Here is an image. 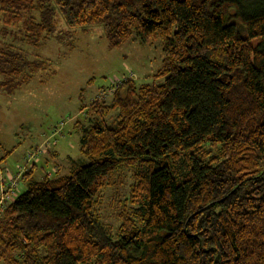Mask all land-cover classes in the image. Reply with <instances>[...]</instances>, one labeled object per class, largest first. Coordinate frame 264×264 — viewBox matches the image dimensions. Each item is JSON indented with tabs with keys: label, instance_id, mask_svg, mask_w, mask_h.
Returning <instances> with one entry per match:
<instances>
[{
	"label": "trees",
	"instance_id": "obj_1",
	"mask_svg": "<svg viewBox=\"0 0 264 264\" xmlns=\"http://www.w3.org/2000/svg\"><path fill=\"white\" fill-rule=\"evenodd\" d=\"M57 13L109 47L161 40L164 79L93 99L69 173L26 167L0 210V264H264V0H0V90L49 65L29 47ZM127 174L114 230L97 205Z\"/></svg>",
	"mask_w": 264,
	"mask_h": 264
},
{
	"label": "rangeland",
	"instance_id": "obj_2",
	"mask_svg": "<svg viewBox=\"0 0 264 264\" xmlns=\"http://www.w3.org/2000/svg\"><path fill=\"white\" fill-rule=\"evenodd\" d=\"M56 17L55 35L39 48L29 47L31 54L47 59L49 65L15 91L0 90V144L10 151L0 162V190L10 173L22 191L24 184L15 176L31 165L34 156L36 178L45 173L54 176L56 171L69 173L70 159L82 158L80 127L88 125L92 117L87 106L93 99L110 98L112 86L127 79L136 84L164 79L154 77L165 56L161 40L132 38L109 47L101 27L63 28L58 13ZM2 25L0 19V28ZM3 43L0 39V45ZM32 152L36 153L28 162ZM130 180L127 174L122 182L105 189L97 205L103 221L114 230L120 223Z\"/></svg>",
	"mask_w": 264,
	"mask_h": 264
},
{
	"label": "built area",
	"instance_id": "obj_3",
	"mask_svg": "<svg viewBox=\"0 0 264 264\" xmlns=\"http://www.w3.org/2000/svg\"><path fill=\"white\" fill-rule=\"evenodd\" d=\"M123 80V79H122ZM121 81V79H120ZM34 153L32 152L29 155L28 162L31 161V156H34ZM34 159L32 160V163L35 162L37 157H33ZM31 163V164H32ZM26 169L22 168L20 171L18 170L17 175L15 176L17 179L20 177V174ZM8 181V183H6ZM7 180L3 179L2 180V185H1V190H0V210H2L7 203H9L11 200H13L19 193V188H18V183L14 180V177L12 174L7 175Z\"/></svg>",
	"mask_w": 264,
	"mask_h": 264
},
{
	"label": "crops",
	"instance_id": "obj_4",
	"mask_svg": "<svg viewBox=\"0 0 264 264\" xmlns=\"http://www.w3.org/2000/svg\"><path fill=\"white\" fill-rule=\"evenodd\" d=\"M80 140V139H79ZM71 157V156H70Z\"/></svg>",
	"mask_w": 264,
	"mask_h": 264
}]
</instances>
